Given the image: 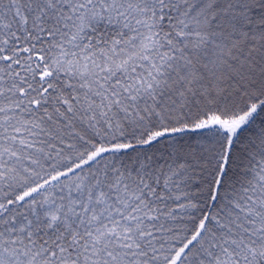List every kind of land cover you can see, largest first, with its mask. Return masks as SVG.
I'll use <instances>...</instances> for the list:
<instances>
[{"label": "snow or ice", "instance_id": "1", "mask_svg": "<svg viewBox=\"0 0 264 264\" xmlns=\"http://www.w3.org/2000/svg\"><path fill=\"white\" fill-rule=\"evenodd\" d=\"M0 264H264V0H0Z\"/></svg>", "mask_w": 264, "mask_h": 264}]
</instances>
